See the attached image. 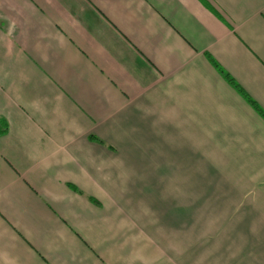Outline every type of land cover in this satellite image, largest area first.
Masks as SVG:
<instances>
[{
    "label": "crops",
    "instance_id": "crops-1",
    "mask_svg": "<svg viewBox=\"0 0 264 264\" xmlns=\"http://www.w3.org/2000/svg\"><path fill=\"white\" fill-rule=\"evenodd\" d=\"M0 264H264V0H0Z\"/></svg>",
    "mask_w": 264,
    "mask_h": 264
},
{
    "label": "trees",
    "instance_id": "trees-1",
    "mask_svg": "<svg viewBox=\"0 0 264 264\" xmlns=\"http://www.w3.org/2000/svg\"><path fill=\"white\" fill-rule=\"evenodd\" d=\"M219 70L222 72L221 69H219ZM224 76H225L230 82L232 81L231 78L228 77V75L224 74ZM235 86H236V85H235Z\"/></svg>",
    "mask_w": 264,
    "mask_h": 264
}]
</instances>
